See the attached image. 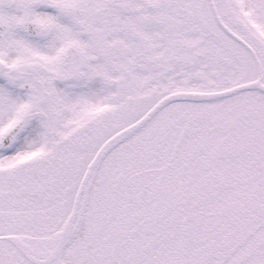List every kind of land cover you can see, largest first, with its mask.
<instances>
[{
	"label": "snow or ice",
	"instance_id": "1",
	"mask_svg": "<svg viewBox=\"0 0 264 264\" xmlns=\"http://www.w3.org/2000/svg\"><path fill=\"white\" fill-rule=\"evenodd\" d=\"M0 264H264V0H0Z\"/></svg>",
	"mask_w": 264,
	"mask_h": 264
}]
</instances>
